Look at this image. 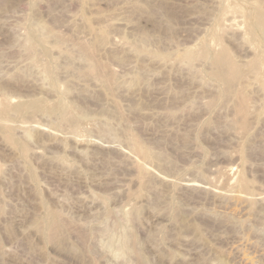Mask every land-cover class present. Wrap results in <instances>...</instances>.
Segmentation results:
<instances>
[{
    "label": "rangeland",
    "instance_id": "374dc122",
    "mask_svg": "<svg viewBox=\"0 0 264 264\" xmlns=\"http://www.w3.org/2000/svg\"><path fill=\"white\" fill-rule=\"evenodd\" d=\"M261 11L264 0H0V106L35 104L5 119L26 154L0 116V264H264ZM223 47L244 67L259 58L263 72L235 85L245 112L214 76ZM136 136L169 161L144 160ZM50 209L68 239L37 227Z\"/></svg>",
    "mask_w": 264,
    "mask_h": 264
},
{
    "label": "bare ground",
    "instance_id": "6f19581e",
    "mask_svg": "<svg viewBox=\"0 0 264 264\" xmlns=\"http://www.w3.org/2000/svg\"><path fill=\"white\" fill-rule=\"evenodd\" d=\"M259 7V6H258ZM258 24L257 25H259L258 26V28L260 29V30H263L264 31V12H259V14H258ZM257 19V18H256ZM255 21V20H254ZM103 27H105V26H103ZM106 28V27H105ZM109 28V29H108ZM108 28H106V29H103V30H101L100 31V29H99V31H98V35L96 36V37H98V38H96L97 40H98V42H99V44L98 45H100V43H105V41L108 39V32H109V36H110V33H111V29H110V27H108ZM250 28V27H249ZM48 30V31H47ZM46 31L47 32H49V28H47L46 29ZM51 31H52V29H51ZM249 31L251 32V30L249 29ZM248 31V32H249ZM32 32V31H31ZM218 33V32H217ZM216 33V34H217ZM254 34V33H253ZM38 35V34H37ZM50 35V34H49ZM43 36H45V35H43ZM221 36V35H220ZM31 37V36H30ZM59 38H60V36H58ZM216 37V36H215ZM252 37V36H251ZM256 37V36H255ZM39 38V36H37V39ZM45 38V37H44ZM62 38H64L63 36H62ZM37 39H35V40H37ZM65 40H66V38H64ZM217 39H218V37H217ZM252 39H253V37H252ZM256 39V38H255ZM263 39V38H262ZM29 40H31V39H29ZM33 40V39H32ZM31 40V41H32ZM97 40H96V43H97ZM219 40H221V39H219ZM30 41V42H31ZM258 41V40H257ZM256 41V42H257ZM35 42H37V41H35ZM42 42V41H41ZM45 42V41H44ZM57 42L58 43H56V46H58L57 48H60V44H61V42H63L62 40H61V38H60V41H58L57 40ZM43 43V42H42ZM54 43V42H53ZM39 45V44H37V43H33V45ZM43 44H45V43H43ZM63 45H64V43H63ZM55 46V47H56ZM80 46H82V47H80V50H82V54H83V58L86 56L87 58H85V60L88 62V60L90 61V62H88L87 63V66H89L88 68H89V70H88V68L86 69V70H88L89 71V73L91 74V75H89L90 76V78H91V76H93V77H100V78H102V75H101V71H100V69L98 68V66H97V60L95 59V57L94 56H92V52H91V49H90V47L88 46V45H85V44H82V45H80ZM96 46V45H95ZM138 46V45H137ZM29 47H31L32 48V43H31V46L29 45ZM141 47V46H140ZM31 48H29V49H31ZM33 48H35V46L33 47ZM32 48V49H33ZM45 48V47H44ZM62 48V47H61ZM138 49H139V47H137ZM29 49H28V53H29V55L30 54H32L31 53V51H33V50H30L29 51ZM64 49V48H63ZM35 50H37V49H35ZM34 50V51H35ZM264 50V49H263ZM220 52H217V53H214V55L215 56H217L216 58H215V60H212V62L213 61H215L214 62V64H212L213 66H215V71H214V68H213V70L212 71H214V76L216 77V79L218 80V81H221L224 85H225V90H224V94L227 96V98H228V96L229 95H232V96H234V95H237V96H234V98H236L235 100H239V101H237L238 102V105H237V109H239L241 112H245L246 111V109H247V104H248V97H249V95L245 92H242V90L244 91V87H242V90L240 89V86H238L239 87V91L238 90H236L235 89V85H237V84H241V80L243 79V78H245V72L248 74V71H247V67H248V70L250 71V69L251 70H253V71H256L255 73H259L260 71H262L263 72V70L261 69L260 71H258L259 69H258V67H260V65H259V58H258V60L257 59H255V60H253V61H251L249 64L250 65H247L246 67H244V66H241L240 64H239V62L238 61H236L234 58H233V56L231 55V53H230V51L226 48V47H223V48H221V50H219ZM189 52V53H188ZM187 53L189 54V55H184L183 54V56L182 57H186L187 59H192V58H190V57H192V56H190V53H193V52H191V50L190 51H188ZM202 52H204L205 53V51L203 50ZM36 53H39V55H40V52H39V50H38V52H34L33 54H36ZM42 54H43V52H41ZM46 53V52H45ZM50 53V52H49ZM81 53V52H80ZM186 53V54H187ZM200 53V52H199ZM198 52H197V54H195V51H194V54L195 55H198L199 54ZM203 53V56H207V55H205ZM262 53H264V52H262ZM41 54V55H42ZM193 54V55H194ZM218 54V55H217ZM195 55H194V57H195ZM200 55H202L201 53H200ZM210 55V54H209ZM36 55H34V57H35ZM190 56V57H189ZM262 56V55H261ZM33 57V56H32ZM31 56H29V58L31 59L32 58ZM38 58H39V56H37ZM211 57H213V56H211ZM262 57H264V56H262ZM262 57H260V60L262 59ZM51 58H52V56H51ZM208 58H210V56H208ZM33 60H35L34 58H32ZM31 59V60H32ZM36 60H38V59H36ZM36 60H35V62H36ZM54 60V59H53ZM39 61V60H38ZM262 61V60H261ZM264 61V60H263ZM261 62V64L262 63H264V62ZM46 62H47V60H46ZM55 62V61H54ZM37 63V62H36ZM47 63H50V60H48V62ZM47 63H45L44 62V64H43V67H44V65H46ZM48 65V64H47ZM45 66V67H47V70H46V72L48 71V68H50V65L49 66ZM259 65V66H258ZM242 67H244L245 69H243ZM263 68V67H262ZM46 68H44V70H45ZM50 71H52V69L50 70ZM258 71V72H257ZM261 72V73H262ZM84 73H85V71H84ZM88 73V72H87ZM250 73V72H249ZM253 73V72H252ZM48 74V73H47ZM260 74V73H259ZM49 75V74H48ZM213 75V74H212ZM262 75V74H261ZM261 75H259V76H261ZM86 76V75H85ZM109 76H111V75H109ZM88 77V76H87ZM112 77V76H111ZM108 78V81H109V79H110V77H107ZM113 78V77H112ZM212 78V77H211ZM94 79V78H93ZM95 79H97V78H95ZM111 80H113V79H111ZM138 80V79H137ZM260 80H261V78H260ZM108 81H106V79H105V83H107ZM262 82V87L264 88V76H262V80H261ZM110 82V81H109ZM108 82V83H109ZM239 82V83H238ZM108 83H107V85H108ZM242 85H244V83L242 84ZM107 87H109V86H107ZM237 87V86H236ZM108 89V88H107ZM238 89V88H237ZM220 93H221V91L219 92V94H218V96H220ZM224 94H221L222 96L224 95ZM232 96H229L230 98L232 97ZM217 97V95L214 97V99ZM237 97L239 98V99H237ZM220 98V97H219ZM226 97H225V101H227V100H230V99H227ZM217 99V98H216ZM215 99V100H216ZM227 99V100H226ZM217 102H219V100L217 101ZM223 101H221V103H222ZM214 103H215V101H214ZM0 104H1V102H0ZM31 103H29V105H30ZM218 104V103H217ZM225 104V103H224ZM26 106H27V104H25ZM24 105V106H25ZM31 105H33L32 106V109H29V110H31V111H33V110H35V108L33 109V107H34V105L35 104H31ZM213 105V104H212ZM24 108H26V109H24ZM24 108H22L21 106H16V105H11V103H9V101L8 102H4V103H2V105L0 106V116L2 117V118H4V119H2L1 117H0V120L2 119V121L4 120L5 121V119L7 118L8 119V117L10 116V113L12 112V111H24V110H27V111H29L27 108L28 107H24ZM29 108H31V106H29ZM67 108V107H66ZM64 110H66V109H64ZM67 110H68V108H67ZM66 110V111H67ZM30 111V112H31ZM24 112H26V111H24ZM24 112H22L23 113V115L25 114ZM15 112H13V115L12 116H16L15 114H14ZM27 113V112H26ZM17 114H18V112H17ZM243 114V113H242ZM241 113H240V115H242ZM19 115L20 114H18L17 116L19 117ZM21 116L22 118L24 117V116ZM243 116V115H242ZM241 116V119H244V117H242ZM18 117H16V119H18ZM20 117V118H21ZM11 118V117H10ZM19 118V119H20ZM12 119V118H11ZM13 119H15V118H13ZM240 120V119H239ZM2 121H0V122H2ZM10 121V120H9ZM12 121V120H11ZM247 119H246V121H245V119L244 120H240V123H243V125L242 124H240V125H242V127H246L247 126ZM12 123V122H11ZM10 122H9V124H11ZM13 123H15V121L13 122ZM9 124H8V122H2V125H1V123H0V125H1V129L4 131V133L8 136V139H10V141H12L13 142V144H14V146H16V144L21 148V150H22V152L24 153V154H26L27 153V151H28V145L27 144H23V143H20V142H18L17 140H15L14 138V136H12V131H11V128H12V126H14V125H12V126H9ZM135 136V135H134ZM14 137V138H13ZM131 137V136H130ZM129 137V138H130ZM128 138V139H129ZM21 141V140H20ZM130 141H131V145H132V147H134L135 149L134 150H138V151H136L138 154H140V155H142L141 157L142 158H144V160L145 159H148V161L149 160H151V162H153V160L154 161H158L159 163H160V161H162V162H164L165 160L166 161H169V160H167V158H168V156L167 157H163V155H162V153H154V151L147 145H145L144 143H142L139 139H138V136H136V137H132V139H130ZM11 142V143H12ZM22 142H24V141H22ZM164 152V151H163ZM165 153V152H164ZM167 155V154H166ZM24 157H25V155H23ZM170 157V156H169ZM171 158V157H170ZM170 158H168V159H170ZM164 160V161H163ZM166 161H165V163H166ZM171 161V160H170ZM161 162V163H162ZM154 163V162H153ZM157 163V162H156ZM159 163L157 164V165H159ZM160 163V164H161ZM169 164H170V162H168ZM174 163V162H173ZM172 163V164H173ZM143 164V163H142ZM165 166L167 167L168 165H166L165 164ZM169 166H171V165H169ZM168 166V170H169V168H171V167H169ZM140 167V168H139ZM144 167V168H143ZM159 167H161V165H159ZM173 167H174V165H173ZM139 168V169H138ZM138 172H140L139 174L141 175V177H139V178H142V179H140V180H147V175H148V173L149 172H147V171H149V170H147V169H145V165L144 166H140L139 164H138ZM163 169H165V168H163ZM174 169V168H173ZM147 170V171H146ZM243 176V175H242ZM151 178V177H150ZM242 179V178H241ZM246 179V178H245ZM243 180V179H242ZM147 181H150V180H147ZM243 182H244V180H243ZM251 182V181H250ZM249 182V183H250ZM145 183V182H144ZM246 184V183H245ZM241 185V184H240ZM239 186V185H238ZM246 186V185H245ZM145 189H146V186H145ZM249 189V188H248ZM141 190V189H140ZM138 191L139 193H141V191H143L144 189H142L141 191ZM136 191V190H135ZM252 192V191H251ZM251 192H249V193H251ZM239 193V192H238ZM138 194V193H137ZM137 194H135V195H137ZM252 194V193H251ZM139 196H141V194L139 195ZM133 197H134V195H133ZM240 197V196H239ZM238 196H237V198H239ZM243 197V196H242ZM244 197H245V195H244ZM253 197V196H252ZM241 198V197H240ZM246 199H247V197H246ZM239 200V199H238ZM241 200V199H240ZM250 200H251V202H253L254 200H252L251 198H250ZM171 201V200H170ZM176 202V201H175ZM174 202V203H175ZM171 204V203H170ZM169 204V205H170ZM176 204V203H175ZM250 204V203H249ZM173 206V205H172ZM179 206H176V208H178ZM171 208V207H170ZM169 208V209H170ZM137 209V208H136ZM51 210V209H50ZM177 210V209H176ZM53 210H51V213H49V215H47V216H49V217H47V219H45L44 221H43V219H38V217H37V219L36 220H39V222H37L36 220H35V222L34 223H36L37 222V224L36 225H38L37 227L39 228V225L41 226V228H39L40 230H42V232L43 233H45L46 234V239H48V238H50V240H51V238H52V240L54 239L55 241L57 240L58 242H59V240H61L62 239V241L63 240H65L67 237H65L66 236V234H65V236H64V239H63V237H62V234H63V222L64 221H62L63 220V218H61L62 216L60 215V214H58L57 212L56 213H54V212H52ZM135 212L134 213H132V215H131V217L130 218H136V220H137V216H139V209H137V210H134ZM170 211H171V209H170ZM50 212V211H49ZM47 213V212H46ZM172 213V212H171ZM180 213V212H179ZM184 213V212H183ZM255 213V212H254ZM263 214V213H262ZM178 215H180V214H178ZM182 215H184V214H182ZM255 215V214H254ZM177 216V215H176ZM128 218V217H127ZM181 218V217H180ZM235 218V217H234ZM236 219H238V218H236ZM133 220V219H132ZM186 220V219H185ZM184 220V221H185ZM232 220H234V219H232ZM40 221H42V222H40ZM176 221V220H175ZM179 220H177L176 222H178ZM237 221H240V220H237ZM236 221V222H237ZM244 221H246V220H244ZM182 222H183V220H182ZM187 222V221H186ZM235 222V221H234ZM235 222V223H236ZM259 222V221H258ZM257 222V223H258ZM39 223V224H38ZM247 223H249V222H247ZM66 224V223H65ZM239 224V223H238ZM250 224V223H249ZM190 226V225H189ZM196 226H198V225H196ZM195 226V227H196ZM240 226H243V225H239V227ZM187 227V226H186ZM193 227V226H192ZM195 227H194V229H195ZM248 228H250L249 226H247ZM65 228V227H64ZM183 228V227H182ZM181 228V229H182ZM197 229H198V227H196ZM261 228H263V227H261ZM67 229V228H66ZM189 229V228H188ZM197 229H195L194 231H196ZM66 230L64 229V233H67V232H65ZM200 232V231H199ZM202 232V231H201ZM253 232H254V230H253ZM247 233H249L248 231H247ZM44 234V235H45ZM257 234V233H256ZM42 235V234H41ZM85 235V234H84ZM133 235V234H132ZM244 235V234H243ZM257 236V235H256ZM134 237V236H133ZM245 237V236H244ZM130 238V237H129ZM246 238H247V236H246ZM68 239V238H67ZM135 239V238H134ZM251 239V238H250ZM136 240V239H135ZM61 242V241H60ZM126 242V241H125ZM135 242V241H134ZM139 242V241H138ZM138 242H137V244H138ZM132 243H133V240H132V242H131V245L130 246H134V245H132ZM137 244H135L136 246H137ZM124 246V245H123ZM141 247V246H140ZM125 248V247H124ZM132 249H134L135 248V246L134 247H131ZM130 248V250H132ZM128 249V248H127ZM142 250V249H141ZM134 251L136 252V249H134ZM137 253V252H136ZM138 256H140V254H138ZM139 258V257H138ZM220 259V258H219ZM145 260L146 261H148L147 260V258L145 259V257H143V256H141V259H140V261H139V263L140 264H147V262H145ZM220 260H222V259H220Z\"/></svg>",
    "mask_w": 264,
    "mask_h": 264
}]
</instances>
